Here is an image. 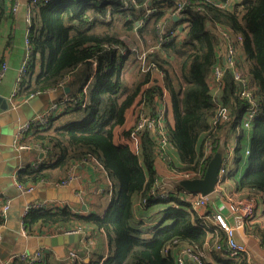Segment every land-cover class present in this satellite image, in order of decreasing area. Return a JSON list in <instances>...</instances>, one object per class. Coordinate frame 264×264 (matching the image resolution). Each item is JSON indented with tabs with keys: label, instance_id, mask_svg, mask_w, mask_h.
Segmentation results:
<instances>
[{
	"label": "trees",
	"instance_id": "16d2710c",
	"mask_svg": "<svg viewBox=\"0 0 264 264\" xmlns=\"http://www.w3.org/2000/svg\"><path fill=\"white\" fill-rule=\"evenodd\" d=\"M6 1L0 0V27ZM160 3L172 4L175 14L181 9L178 24L188 23L182 34L175 30L177 23L175 29L162 33L166 12L158 8ZM146 4L154 11L137 28ZM32 13L28 28L32 60L16 99L65 87L70 91L60 101L62 113L45 129L28 134L26 143L46 149L45 162L20 171L17 182L22 186L61 182L75 164L94 163L107 174L113 191L104 215H81L69 207L30 210L23 220L25 230L31 232L40 224L105 233L107 255L89 262L80 257L75 262L66 259L67 264H177L176 251L188 247L203 253L206 244H211L220 264H252L246 252L230 256L216 250V243L226 247V232H216L204 222L192 205L178 196L183 192L179 186L165 188L167 199H157L151 192L161 191L155 165L169 147L179 155L180 164L172 165L176 174L185 175V179L201 178L215 153L228 149L235 140L228 180L235 183L236 192L264 196V0H242L228 9L203 0H51L33 6ZM115 15H122L121 29L134 32L145 46L144 58H139L140 50L117 31ZM223 30L233 40L236 34L242 35L244 42L237 47L235 70L224 66L219 85L214 70L223 66L219 53L225 41ZM2 64L0 61V67ZM235 71L254 88L260 104V113L249 128L243 126L247 100L239 93ZM166 93L171 98L172 123ZM134 105L135 123L116 142L115 132L125 124L127 111ZM219 107L230 111L229 121L217 119ZM159 111L164 114L168 145L159 151L162 133L147 127L141 132L140 151L133 152L126 140L141 114L155 116ZM66 115L70 119L54 127L56 119ZM207 142L215 147L205 157ZM136 196L141 209L151 204L163 207L158 224L135 222ZM2 206L0 197V213ZM256 219L246 225L247 235H257L264 245V231ZM50 256L42 253L35 264H54ZM13 264L30 263L16 259ZM202 264L215 263L203 255Z\"/></svg>",
	"mask_w": 264,
	"mask_h": 264
},
{
	"label": "crops",
	"instance_id": "0c3cea01",
	"mask_svg": "<svg viewBox=\"0 0 264 264\" xmlns=\"http://www.w3.org/2000/svg\"><path fill=\"white\" fill-rule=\"evenodd\" d=\"M17 1L20 5L18 10L14 13L10 11L12 5L11 1H6L5 18L0 27V61H2V63H7L8 65L7 74L0 83V96L5 98V100H8L11 105L10 111L1 112L5 106V102H0V191L4 194L0 197L3 198V204L5 202L10 204V210L7 212L5 218L3 219V223L0 226V264H13L17 257L21 254L34 256L39 251L51 255L50 257L54 264H67L66 259L68 260V254L71 250L77 251L80 258H83L85 262H89L90 260H95L99 255L105 256L108 253L107 239L103 231H96L92 228V237L94 241L89 247H83L80 241L75 244H58L57 246H54L51 238L62 235L63 229L48 225L42 226L39 224L37 227L34 226L32 231L29 232L25 230L23 225V213L31 200L32 202H52L56 205L67 204L71 207V210L73 209V212L81 215H88L94 212L104 215L112 198L113 189L110 179L102 169H98L94 166V163H85L75 164L71 168V170H74L78 175V180L74 184L65 187L66 190L72 188V193H76L81 197V204L86 205L85 211L82 210L81 207L77 208L76 204L66 200L67 195L70 193L62 192V190H65L63 189L64 187L52 186L48 184L38 185L36 190L30 194H22L18 190L15 184V178H18L19 172L27 169L29 166L37 168L39 164H43L45 162V159L43 160L39 153L34 150L23 151L24 156H22V153L14 146L15 131H17L20 123H23L24 121L27 122L35 115L43 112L50 104L61 101L65 97L66 93L64 94V92L57 90V92L52 91L45 93L35 96L33 99H27L23 102H21L22 99H15L14 101L11 100L13 91L17 89L18 71L25 56V38L29 28L27 22V6L30 1ZM176 1L179 2V0ZM203 1H211L215 2L217 5L226 6L229 0ZM230 6H233V3L227 6V9L230 8ZM142 8L143 10L140 9L141 13L138 16L137 22L144 21L145 23L147 16L151 12L153 13L154 10H151L153 9V6L149 4H146ZM158 8L161 11L166 12L165 18L161 24L162 33L167 29H175L173 26H176L175 24H178L181 19L173 13L174 7L172 4L160 3ZM155 9H157V7ZM121 16L119 15L120 19L123 20ZM115 18L116 16L114 17V21ZM187 25V22L178 24L175 29L177 34H182V31L186 29ZM225 31L226 30L221 31L223 37L227 34ZM221 45V55L223 60V58H225L227 45L225 44V41ZM238 51H240V49ZM241 52H243L242 49ZM40 68L41 67L38 64L36 67L37 73L41 71ZM210 81L211 78L209 79V82ZM165 99L167 101V105L169 106V119L172 123L173 113L169 93L165 94ZM33 101L36 103L31 106V102ZM13 103H16L17 105H14ZM25 106H29V108L26 110ZM135 108L136 105L127 111L125 124L116 130V142H120V136L122 137L123 133L133 127L135 123ZM69 119V115L56 119L57 121L55 122L56 124H54V127L65 123ZM231 144H233L231 145L232 147H235V140H233ZM225 150L226 149H224V151ZM11 152L14 153V159L9 157ZM15 162L18 167L13 171ZM179 164V155L173 147H169L165 157L157 159L155 167L158 176L161 178L159 182V189L170 188L175 190L176 187L179 186L180 181L185 179V175H178L176 174V171L173 170L174 168L172 165L178 166ZM97 188H102L104 193L99 195L95 194L97 193ZM219 192H215L211 196L208 208L203 210V215H206L203 221L210 224V226L215 228L216 232H218L222 229L216 226L212 217L215 213L222 212L227 217L229 225L234 229H238L240 225V218L238 216L231 215L225 207V204L230 199L251 198L250 200L254 201L258 207L256 222L262 225L261 229L264 231V196L262 197L260 195H256L257 197L255 198V196L251 197L252 194L249 192H243L244 194L236 192L235 183L228 179L225 183L220 185ZM45 193L47 197H44ZM28 195H31L29 199L27 198ZM61 195H64V199L61 198ZM179 196L185 197L183 194H179ZM42 197L47 200L42 199ZM138 199L139 197L136 196L134 205L135 222H142L149 226H155L156 223L158 224L160 218L163 216V207L157 204H151L147 208L141 209L138 207ZM61 200H66L68 202L61 203L59 202ZM221 201H223V206H220ZM239 235H241L243 241L246 243V253L249 256L250 262L252 264H264V245L261 239L257 237V235H247L246 229L243 234L239 230ZM210 247L211 244L205 245L203 252L204 257L210 262L220 264L212 254Z\"/></svg>",
	"mask_w": 264,
	"mask_h": 264
},
{
	"label": "built area",
	"instance_id": "2783aa9c",
	"mask_svg": "<svg viewBox=\"0 0 264 264\" xmlns=\"http://www.w3.org/2000/svg\"><path fill=\"white\" fill-rule=\"evenodd\" d=\"M8 1H11V4H12L10 11L12 13L16 12L20 5L19 2L17 0H8ZM29 1L30 3L27 6V22L30 27L31 21H32L33 6L40 4V3L46 5L51 0H42V1L41 0H29ZM181 1L184 3H188V1L190 0H181ZM241 1L242 0H229L226 6H220L217 4L216 5L221 8H227V6L231 5V3L241 2ZM180 7L182 8V6ZM176 15L178 17L182 16L181 9H178V12L176 13ZM136 25H137V28L142 27L144 25V21H138ZM224 38H225V44L227 46H226L225 58H223V66H218L214 70V78L219 85L221 84L223 80V75L225 71L224 66L229 69L232 68L233 70H235V62L238 56L237 47L241 46V44H243L244 42V37L239 34H236V40H233L229 34H226ZM25 44H26L25 56H24L23 62L18 71L17 89H15V91H13L12 93V96H11L12 101L16 99L18 88L20 87L26 75L29 73V68L31 65L32 51H31L30 44H29V30H27ZM145 54H143V58ZM7 71H8V65L7 63H3L2 66L0 67V83L5 78ZM235 79L238 82H240L239 87H241V89L239 93L241 97L247 100V106L243 113L242 120H243V126L246 128H249L251 123L257 118V116L260 113V104L256 97L254 88H250L251 85L247 83L237 71H235ZM216 92H217V89H216ZM31 97H34V96H31ZM30 98L23 99L21 102L27 99H30ZM13 104L17 105L16 103H13ZM62 111H63V104H61L60 101L54 102L50 104L47 108H45L43 112L35 115L33 118L25 122L18 129V133L14 140V146L18 150H21V151H29V150L37 151L39 155L41 156V158L43 159L47 153L46 149L40 147L39 145L28 144L26 143V139L30 132H33L34 130L45 129L47 125L51 122V120L59 116L62 113ZM217 119L220 122L229 121L230 111L227 108L219 107ZM163 121H164V114L161 111H159L155 116L142 113L137 126L131 132L128 140H126V142L131 147L132 151L135 153H138L140 151L141 137H142L141 132H143L147 127L150 128L155 133H158V132L162 133L160 135L159 151L160 149L165 148L168 145V140L165 135ZM214 147L215 146L213 145L212 142L206 143L205 157L212 154ZM234 149L235 147L231 146V147H228V149L224 151V160H223L220 172H219V184L217 186L216 192H219L220 185L222 183H225L229 177L230 170L234 165L233 164L234 163ZM187 178H190V177H187ZM77 180H78V175L75 173L74 170H70L66 179L61 182H55V181L43 182L42 181L37 184H30L28 186H22L18 184L17 178H15V184L18 190L22 194H30L36 190V187L38 185L48 184L52 186L68 187L69 185L74 184ZM160 190L161 191L152 190L151 195L157 199L169 198V191H166L165 189H160ZM179 194H183L185 195V197L179 196ZM179 194L178 196L181 199L183 198L187 202H189L192 205L193 209L196 210L197 212H200L199 214L201 215L202 219H204L206 215H203V210L207 208L211 200V196L194 195V194H188L185 192H182ZM3 195L4 194H2L0 191V196H3ZM66 207L71 208L67 204L66 205L64 204L56 205V204H53L52 202L50 203V202H45V201L32 202L28 204L27 207L25 208V211L23 213V218L27 215V213L30 210L57 211L61 208H66ZM225 207L227 208V210L229 211L231 215L241 216L242 224L245 229H246V225L252 222L257 216L258 207L256 203L247 198L230 199L229 201L226 202ZM9 210H10V204L5 202L1 208L0 218L4 219ZM212 220H214L216 226L223 229L227 234L226 247L224 248L220 243H216L217 251L224 250L230 256H236L237 254L241 252H246V246L240 245L234 239L233 232L235 231V229L229 225V222L225 214H223L222 212H217L213 215ZM62 231H63V234H68V235L78 234L80 236V243L83 247H89L90 244H92L94 241L92 234L89 232L83 231L81 227H77L74 229H68V230H62ZM166 252L167 253L169 252V248H167ZM42 253H43L42 251H39L34 256H29L27 254H21L20 256L17 257V259L27 261L30 264H35L41 260ZM78 257L79 256H78L77 251L71 250L68 254V260L70 262H75V260ZM185 257H188V258H185ZM176 258H177V264H187L189 260L193 261L196 264H202L203 253H197L193 251L191 248L186 247L180 251H176Z\"/></svg>",
	"mask_w": 264,
	"mask_h": 264
},
{
	"label": "water",
	"instance_id": "95a60500",
	"mask_svg": "<svg viewBox=\"0 0 264 264\" xmlns=\"http://www.w3.org/2000/svg\"><path fill=\"white\" fill-rule=\"evenodd\" d=\"M151 5V4H149ZM70 89L68 87H65L62 92L68 93ZM4 101L5 106L1 112H6L11 110V105L8 102V100H5V98H2L0 96V102ZM0 112V113H1ZM23 123H20V125L17 128V131H15V137L18 133V129ZM15 140V138H14ZM224 160V150H219L215 153L214 157L210 160V162L207 165L205 174L201 178H186L180 181L179 187L182 189L183 192L188 193V194H194V195H201V196H212L216 190L217 186L219 184V172L222 166ZM77 208H82V210H86V205L81 204V200H76ZM32 203V200L29 201V204ZM240 218V225L238 229L243 233H245V228L243 227L242 224V218L240 215H237ZM235 229L233 232L234 239L236 240L237 243H239L242 246H246L245 241H243L241 235H239V230ZM51 241L54 246H57L58 244H75L80 241V236L78 234H62L58 235L56 237L51 238ZM188 258V257H185Z\"/></svg>",
	"mask_w": 264,
	"mask_h": 264
},
{
	"label": "rangeland",
	"instance_id": "374dc122",
	"mask_svg": "<svg viewBox=\"0 0 264 264\" xmlns=\"http://www.w3.org/2000/svg\"><path fill=\"white\" fill-rule=\"evenodd\" d=\"M116 16V18H115V21H114V23H115V25H116V28H117V31L125 38V40L126 41H129V42H131V44L134 46V47H136L137 49H139L140 51H139V55H140V57L139 58H143V54L145 53V52H147V50H145V46L141 43V41L137 38V35H135L134 33H130L129 31H123L121 28H122V26H123V23L122 22H124L123 20H121L120 19V17H119V15H115ZM151 43V41L149 42V44ZM151 45H153V41H152V44ZM60 90V89H59ZM60 91H62V90H60ZM54 92H57V90L56 91H54ZM46 93H49V92H46ZM43 94H45V93H43ZM39 95H42V94H39ZM39 95H36V96H39ZM35 97V96H34ZM30 99H33V97H31ZM36 102H31V106H33L34 104H35ZM26 104V103H25ZM29 108V106H25V109L27 110ZM32 117V116H31ZM56 124V123H55ZM19 152H21L22 153V156H24V152L23 151H20L19 150ZM9 157H11L12 159H14V153L13 152H11L10 153V155H9ZM17 167H18V165H17V163L15 162V167H13V171L15 170V169H17ZM11 182H12V180H11ZM53 188H56V187H53ZM63 189H65V187L63 188ZM59 190V189H58ZM96 191H97V193H95V194H97V195H99V194H103L104 193V190L102 189V188H97L96 189ZM62 192H67V193H70L69 195H67V197H66V200H68V201H70V202H72V203H74V204H77V201L76 200H80L81 199V197L80 196H78L76 193H72L73 192V189L71 188V189H69V190H62ZM30 196L31 195H28L27 196V198L29 199L30 198ZM64 195H61V198L62 199H64V197H63ZM44 197H47V195H46V193H45V196ZM98 197H100V196H98ZM42 199H44L43 197H42ZM44 200H47V199H44ZM66 200H61V201H59V202H61V203H64V202H68V201H66ZM49 201H56V200H49ZM221 204H220V206H223V201H221L220 202Z\"/></svg>",
	"mask_w": 264,
	"mask_h": 264
}]
</instances>
